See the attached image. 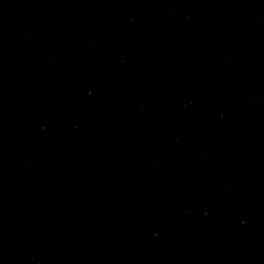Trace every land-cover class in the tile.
Here are the masks:
<instances>
[{
  "label": "water",
  "instance_id": "water-1",
  "mask_svg": "<svg viewBox=\"0 0 264 264\" xmlns=\"http://www.w3.org/2000/svg\"><path fill=\"white\" fill-rule=\"evenodd\" d=\"M185 155L264 258V0H108Z\"/></svg>",
  "mask_w": 264,
  "mask_h": 264
}]
</instances>
